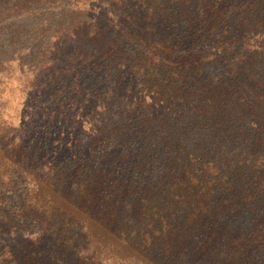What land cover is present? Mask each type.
<instances>
[{
    "label": "trees",
    "instance_id": "16d2710c",
    "mask_svg": "<svg viewBox=\"0 0 264 264\" xmlns=\"http://www.w3.org/2000/svg\"><path fill=\"white\" fill-rule=\"evenodd\" d=\"M16 69L92 145L0 118V264H264V0H0Z\"/></svg>",
    "mask_w": 264,
    "mask_h": 264
},
{
    "label": "rangeland",
    "instance_id": "374dc122",
    "mask_svg": "<svg viewBox=\"0 0 264 264\" xmlns=\"http://www.w3.org/2000/svg\"><path fill=\"white\" fill-rule=\"evenodd\" d=\"M209 71L216 73L219 71V67L213 65ZM80 72L82 71L80 70ZM23 81L24 78L16 69L15 73L6 76L4 83L0 85V118L4 124L17 127L21 125L24 127L25 124V131H30L27 133V137L30 138L31 142L40 146L37 151L39 156L48 152L47 157L50 159L58 157L65 162H69L77 155L78 151L82 156L92 145V139L89 137L91 123L82 116L84 110L82 106L79 110L81 112L79 116L53 117L54 115L48 116L47 113L41 112L40 109L30 103L32 108L28 110L30 115L38 114L35 117H25L26 88ZM100 91L104 90L101 89ZM93 104H96L95 101L91 102L89 107H92ZM87 109L85 110L88 111ZM81 143L82 145H77Z\"/></svg>",
    "mask_w": 264,
    "mask_h": 264
}]
</instances>
